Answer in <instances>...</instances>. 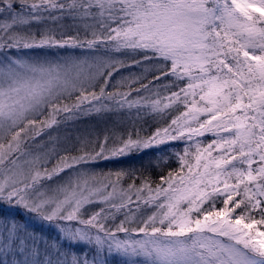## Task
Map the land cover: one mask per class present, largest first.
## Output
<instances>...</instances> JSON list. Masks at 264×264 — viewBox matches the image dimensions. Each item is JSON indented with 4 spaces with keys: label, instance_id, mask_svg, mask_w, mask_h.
I'll return each instance as SVG.
<instances>
[{
    "label": "snow or ice",
    "instance_id": "obj_1",
    "mask_svg": "<svg viewBox=\"0 0 264 264\" xmlns=\"http://www.w3.org/2000/svg\"><path fill=\"white\" fill-rule=\"evenodd\" d=\"M65 18L75 35L48 24ZM129 60L152 79L107 91ZM153 81L169 94L142 97ZM173 105L166 127L113 133L111 146L53 135L82 116L163 118ZM179 138L192 144L155 186L82 167ZM0 208L40 226L0 215V264H264V0H0Z\"/></svg>",
    "mask_w": 264,
    "mask_h": 264
},
{
    "label": "trees",
    "instance_id": "obj_2",
    "mask_svg": "<svg viewBox=\"0 0 264 264\" xmlns=\"http://www.w3.org/2000/svg\"><path fill=\"white\" fill-rule=\"evenodd\" d=\"M72 23L69 19H62L61 21L53 22L52 24L50 21H48V24L50 27L56 29L57 35L62 31L65 33V35H75L76 30L75 28L67 27ZM60 24L65 25V27L61 28ZM35 27L33 30H35ZM82 33V30H81ZM37 49L33 50L36 51ZM76 50H79V48H76ZM32 51V50H30ZM122 59H127L125 57H121ZM145 75L147 78L144 79V83L148 84L149 80L152 79L151 72L144 73L143 68L138 67L136 65H132L129 60V67L121 68L117 73H114V78L110 81L107 91L110 92H127L128 91V84L131 82V79L133 76H139V75ZM159 81H153L152 84H149V88L151 91H146L144 89H140V95L142 97H146L148 100H153L157 98V94L159 93L160 97H166L169 93L162 87H159ZM153 85H157V87H153ZM133 87H138V85H132ZM171 88L172 86L169 85ZM178 91V89H175ZM99 91V89H97ZM137 97V92H132L130 98ZM166 102V101H163ZM175 105L169 110L173 113L172 116L164 115L163 118L161 116L148 112L145 109H141L139 115L134 116L131 112L137 113V109L133 108L131 110L125 109L121 112H115V116L117 115H123L124 119L126 118V114L129 111L134 118V121L131 125L126 126H120L115 129H105L107 135L110 136L109 140V146H111L112 139L115 137L112 136L113 133H115L117 136L123 135L127 136L129 133H132L135 135L137 132L141 136H147L155 133L157 128H163L166 127L168 123H170L171 119L175 117V115H178V113L175 112ZM182 107V106H181ZM88 118L87 120H92L97 117L96 114H92L89 116H82L79 119L86 120L84 118ZM123 119V120H124ZM68 123V122H67ZM104 137H102L103 139ZM214 137L211 133H205L202 137H195L194 140H199L202 142V144L206 145L207 143L211 142V140ZM97 140L92 141V144L95 143ZM192 144V141H185L183 138H179L175 141H167L165 144L159 145L157 147H153L151 149L145 150L141 153H133L132 155L121 157V158H115L105 161H99L97 163H93L96 165L103 166V164L107 165L108 172L115 173L116 171L124 170V171H134L138 176H148L151 178V180L155 184L161 183V176H167L169 171H177L180 168V163L177 158L176 153H180L183 155L184 148L188 145ZM194 150V148L192 149ZM215 155V153H214ZM107 172V173H108ZM130 181H125V187L127 186V183ZM218 207L221 205H217ZM92 210L98 211L101 206H90ZM151 211L150 209L148 210ZM10 213H13V216H16L17 219H23L22 217H25L29 220V217L27 214L23 212H17L12 209L8 210L6 208L0 209V215L8 216ZM122 219L121 216H118L117 218ZM30 221V220H29ZM31 224L30 227H35L37 231L40 230V226L34 224L32 221H30ZM75 223V222H72ZM44 234L45 235H55L54 232H49V229L47 226H44ZM121 237H123V233L119 234ZM77 253H79L80 249H76ZM119 257H112L110 258L111 264H119Z\"/></svg>",
    "mask_w": 264,
    "mask_h": 264
},
{
    "label": "rangeland",
    "instance_id": "obj_3",
    "mask_svg": "<svg viewBox=\"0 0 264 264\" xmlns=\"http://www.w3.org/2000/svg\"><path fill=\"white\" fill-rule=\"evenodd\" d=\"M52 24L53 22L50 21ZM48 52L50 59H55L57 53L59 55H66L71 53L72 55L80 56L82 54V50H76L75 49H49V50H41L37 49L36 51H30V50H23L22 54L27 53L30 55H36L37 53H43ZM134 116H137L135 112H131ZM129 111L126 114V118L124 119L123 115H117L115 116L114 113H107L103 117L97 116L96 118L92 120H87L88 118L83 119H77L75 121H69L68 123L62 125L58 131L53 132L54 136H58L60 139L61 144L67 145L69 142L75 143L78 138L81 140H88L90 142L97 140H103L102 137H104L107 133L105 129H115L120 126H126L131 125L134 121L133 115ZM124 119V120H123ZM44 140H47V137H44ZM94 144V143H93ZM88 168L90 171L96 172V173H107V165L103 164V166L96 165V164H89L86 166H82ZM67 172H71V170H66ZM63 175V174H62ZM91 206H102L99 202L96 204H93ZM1 209V208H0ZM7 209V208H6ZM10 209H7V211ZM13 210V209H12ZM17 212H23L22 210H14ZM8 216H13V213H10ZM24 222H28L31 224V222L25 218L22 217Z\"/></svg>",
    "mask_w": 264,
    "mask_h": 264
}]
</instances>
